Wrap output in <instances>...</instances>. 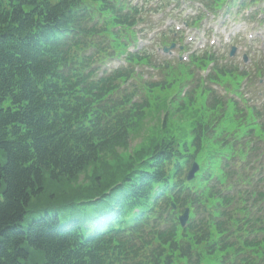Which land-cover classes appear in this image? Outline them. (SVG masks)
Here are the masks:
<instances>
[{"label":"trees","instance_id":"obj_1","mask_svg":"<svg viewBox=\"0 0 264 264\" xmlns=\"http://www.w3.org/2000/svg\"><path fill=\"white\" fill-rule=\"evenodd\" d=\"M142 13L0 0V264H264V107L237 95L248 73L190 60L215 62L208 86L188 64H153L135 50ZM143 68L165 77L140 87ZM161 94L171 108L130 147Z\"/></svg>","mask_w":264,"mask_h":264},{"label":"rangeland","instance_id":"obj_2","mask_svg":"<svg viewBox=\"0 0 264 264\" xmlns=\"http://www.w3.org/2000/svg\"><path fill=\"white\" fill-rule=\"evenodd\" d=\"M132 1H134V3H141L142 1L146 0ZM262 2L263 4H261ZM145 3L147 5V8H150L152 11H150L149 14H146V21L148 20L146 28L147 31H145V33L142 32V37H140L141 42H143V46H145V48L150 50L151 54L154 56L153 60L157 61L158 64L163 62H167L169 64L172 63V65L177 68L175 61L177 59H180L184 49H182L181 52L178 49H175L172 56L162 55L159 53V49L156 48L157 45L155 44L158 43L157 40L159 37H157L158 35L155 36L154 34H160L161 32H163L162 30H165L164 28L169 24L175 26V28L181 26L182 20L188 14H184L180 9H176L174 11L172 8H178L176 2L171 6L167 5V3L163 2L162 0H149V2L146 1ZM260 4V6L252 8L248 12L240 9H231L229 10V13L226 14V10L224 9L222 10V13H220L221 15L216 21L211 20L210 17L209 20H211V22H205V25L201 29H199V31H197L196 33H187L186 38H192V44H186L182 41L183 47L186 46L189 52H192L194 50L200 51L206 49L213 52L217 50V56L225 59L228 58V54L231 52V48L236 47L237 52L236 56L234 57V63L239 67H242L244 56H246L248 60H253L252 63L250 62L249 64H247V66H245V71L251 73V75L250 81L248 80V82H246L248 83V86L244 89V94L246 95V98L250 101V103L256 107L264 106V72L263 76L260 79L253 74V72L256 71V63L261 62V68H264V0H262ZM192 10L193 12H196L195 8H193ZM189 12H191L192 14V11ZM246 16H250L251 20H245ZM172 29L173 28L171 27V30ZM228 35L229 41L225 42V40L228 39ZM154 36L155 39L152 41V43H150V40L153 39ZM212 41H214V44H212ZM187 43L189 42L187 41ZM199 44H203L204 46L201 47L199 46ZM222 53L226 54L223 55ZM254 61L256 62L254 63ZM121 64L122 61L112 62L107 66V68L118 67ZM194 71V80L195 83H197L199 82V78L204 77L205 75L204 72L199 71L195 68ZM186 73L187 72H174L176 76V79L174 80H181L185 77ZM143 74H148L149 77L147 81L152 82L162 81L165 77V74H163L162 72H143L142 76H144ZM147 84L148 82L140 80H138L137 82V85L140 87H146ZM188 84H191V82H189ZM213 88H215V90L219 93H225L224 90L219 87L213 86ZM247 92L250 95H248ZM163 94L160 95L161 101L163 102L161 108L158 111L155 108L150 111L148 125L142 128L143 131L141 135L136 136L135 139L131 141L130 147L133 148L135 145L139 144L143 140V138L146 137L147 131L150 128L153 130L155 127L159 126L162 123L161 119L165 116L164 109L167 107L171 108L172 106L170 98L165 97V95ZM8 106L9 101H5L4 103L0 104V108L3 109L7 108ZM83 177L84 176H81L80 180H83Z\"/></svg>","mask_w":264,"mask_h":264},{"label":"water","instance_id":"obj_3","mask_svg":"<svg viewBox=\"0 0 264 264\" xmlns=\"http://www.w3.org/2000/svg\"><path fill=\"white\" fill-rule=\"evenodd\" d=\"M198 170H199L198 166L194 164L192 170L189 173V179H192ZM180 219H181L182 224L185 225L188 219V212L186 211Z\"/></svg>","mask_w":264,"mask_h":264}]
</instances>
